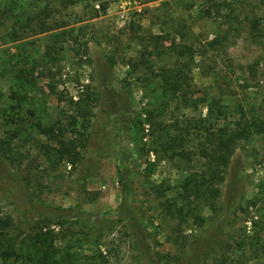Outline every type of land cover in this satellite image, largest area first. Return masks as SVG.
I'll return each instance as SVG.
<instances>
[{
  "label": "rangeland",
  "instance_id": "374dc122",
  "mask_svg": "<svg viewBox=\"0 0 264 264\" xmlns=\"http://www.w3.org/2000/svg\"><path fill=\"white\" fill-rule=\"evenodd\" d=\"M82 1L57 13L67 24L61 30L12 42V23L0 27V209L13 223L7 238L23 253L34 252L41 237L52 239L60 264H264V134L239 144L217 207H202L198 220L166 209L202 167L190 158L198 143L163 153L148 123L205 116L211 98H221L228 121H264V0ZM18 2L16 12L29 15L45 4ZM64 29L88 41L89 59L72 50L80 45L70 35L54 37ZM178 34L199 48L206 43V59L183 85L194 110L166 96L157 78L174 61L165 53ZM53 41L60 44L50 62ZM144 46L150 56L142 65ZM24 68L35 84L18 90L14 75ZM86 91L92 118L82 161L57 164L55 137L69 134V100Z\"/></svg>",
  "mask_w": 264,
  "mask_h": 264
},
{
  "label": "trees",
  "instance_id": "16d2710c",
  "mask_svg": "<svg viewBox=\"0 0 264 264\" xmlns=\"http://www.w3.org/2000/svg\"><path fill=\"white\" fill-rule=\"evenodd\" d=\"M33 1L45 3L34 15L16 12L18 0H12L10 5L0 7V27L6 26L9 22L12 23L9 31L12 42L19 41L29 34L39 35L66 28L67 24L60 23L58 19L60 14L57 13H60L62 9H67L69 2L73 5L83 2L82 0H31V2ZM101 8V11H106L104 3L101 4ZM95 12L100 13V11ZM97 14H93L91 19L96 18ZM84 29L85 27H82L79 30ZM74 32V30L64 29L54 37L70 35L72 40L80 45L78 49L73 48L72 50L80 56L81 60L84 57L89 59L88 41L80 43L77 38L71 35ZM177 36L180 40L177 42L175 38L169 47L170 52L165 53V55L169 54L174 58V61L170 66L161 67L157 78L160 79V87L166 96H170L171 100L185 104V110H194L196 102L193 101L192 96H189V93L184 91L183 85L187 83L186 76L192 74L194 69L199 68L201 62L206 59V43L199 48L196 43L186 42L185 34ZM63 40L60 42H64ZM60 42L53 41L48 46L47 57L50 62L57 59L56 51ZM215 44L219 45V40L216 39L209 43L210 46ZM63 48L65 49V47ZM141 54L143 60L141 64L143 65L146 62L145 59L150 56L146 46L143 47ZM45 71L51 74L50 69ZM14 79L17 80L18 90H23L27 85H34L36 77L32 70L24 68L20 69L19 73H15ZM188 89V92L191 93V87ZM205 103L207 114L199 118L184 115L181 121L172 125H155L151 120H148L150 126L154 128L152 131L154 145L160 148L163 153L173 151L175 146L198 143V148L194 147L190 158L196 156L197 162H200L202 167L186 177L180 185L178 199L174 203L168 204L166 208L168 213L175 217L177 214L180 217L192 215L198 220H203L202 215L199 214L202 207L215 209L221 198L227 170L239 144L253 136L264 134V121L255 119L248 121L243 118L238 121H228V113L221 98L205 99ZM14 109L19 112L18 109L21 107ZM69 109L71 114L65 118L68 121L66 127L70 130L69 134L65 136L63 133L60 137H55V133L52 131V136L56 138L54 157L58 160L57 164L68 162L75 167L82 161V150L87 147L89 140L92 100L87 91L81 93L77 101L71 98ZM35 127L47 134V129L40 121L35 123ZM186 210L189 212L184 215ZM12 224L10 217L4 216L0 209V257L5 264H9L13 258L30 260L32 263L60 264L52 239L48 241L41 237L34 252L23 253L21 249L19 250L17 244L6 236Z\"/></svg>",
  "mask_w": 264,
  "mask_h": 264
},
{
  "label": "built area",
  "instance_id": "2783aa9c",
  "mask_svg": "<svg viewBox=\"0 0 264 264\" xmlns=\"http://www.w3.org/2000/svg\"><path fill=\"white\" fill-rule=\"evenodd\" d=\"M97 8L99 9V8H100V6H99V5H97Z\"/></svg>",
  "mask_w": 264,
  "mask_h": 264
}]
</instances>
